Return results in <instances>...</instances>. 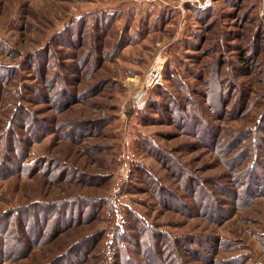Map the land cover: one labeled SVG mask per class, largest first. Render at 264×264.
I'll use <instances>...</instances> for the list:
<instances>
[{
    "label": "rangeland",
    "instance_id": "374dc122",
    "mask_svg": "<svg viewBox=\"0 0 264 264\" xmlns=\"http://www.w3.org/2000/svg\"><path fill=\"white\" fill-rule=\"evenodd\" d=\"M161 1L0 0V133L23 105L11 144L37 165L0 176V214L45 205L0 219L4 253L19 235L26 249L6 264H121L116 230L133 264H171V247L181 264H264V195L244 200L262 179L238 178L254 154L264 173V0ZM130 211L183 242L147 250Z\"/></svg>",
    "mask_w": 264,
    "mask_h": 264
},
{
    "label": "trees",
    "instance_id": "16d2710c",
    "mask_svg": "<svg viewBox=\"0 0 264 264\" xmlns=\"http://www.w3.org/2000/svg\"><path fill=\"white\" fill-rule=\"evenodd\" d=\"M162 14H164L163 11L158 12V15L156 17L161 16ZM38 57V56H37ZM39 57L44 58V55H40ZM244 56H242L243 58ZM54 80L55 81H59L60 80L62 82H64V77L62 74L59 75H55L54 73ZM2 75H0V82L3 80L2 79ZM1 89V87H0ZM61 95L64 94L65 91H63V88H61ZM176 105V103H175ZM195 104L192 105L191 109L195 110ZM196 111V110H195ZM25 117V119H31V116L29 114V112L26 110V108H24L23 105H19L12 113V116L9 119V122L7 123V126L5 127V130L2 131V133H0V176L1 177H6L11 175L14 172H19V173H29L30 171H33L34 169L37 168V165H33V162H30L27 158V154L23 155V145L21 148V144L18 146L17 144L12 147L13 144H11L12 139H15V141L17 140V142H20V139L18 138L19 134L17 133L16 129H15V121L19 118V117ZM34 120V119H32ZM31 121V120H30ZM200 125L202 126L203 122H199ZM198 123V124H199ZM206 131H204V129L200 130L199 133H201V135L204 136V133ZM251 133H253V141L259 142L262 144V146H264V140H263V134L264 133V126L260 125V126H256L254 128L251 129ZM38 132H33V137L37 136ZM242 138V137H241ZM23 142V140H22ZM13 148V149H12ZM243 148H241L240 150L242 151ZM244 150V149H243ZM5 152L7 154H5ZM258 153V152H257ZM235 156V155H234ZM239 156H236V158H238ZM261 154H254L252 156V158H250V165L249 167L245 168V170H241L240 174L238 175V178L241 179L243 182L246 179H248L249 177L251 178L252 175H257L259 178L262 179V187L259 190L256 191H251V188H247L245 189L244 193H247L246 198L244 199L245 201L249 200L251 201V198L255 197L254 195H264V173H260V171L258 170V168H260V162L262 163V158H261ZM243 160V158H241ZM35 162V161H34ZM46 160H43V163H45ZM241 162V161H240ZM239 162V163H240ZM15 164V167L17 169H13L12 167H8L7 164ZM41 164V163H40ZM259 171V172H258ZM186 173V171H185ZM188 178V177H187ZM247 186V184H246ZM205 190V189H204ZM206 192V191H205ZM209 193V192H208ZM207 193V194H208ZM93 200L89 201V204L92 202ZM108 200H105V202H103L102 207H104V205H107ZM64 204V202H63ZM66 204V203H65ZM45 205L42 204L41 202H35V203H31L30 206H24L23 207H16L13 208L11 211H4L3 213L0 214V219H7V220H11V219H17L19 217L20 214L22 213H26V211H32L35 208H43ZM130 216L131 219L137 223V227L144 233V237L147 239V245H149L147 250H150L151 247L150 246L152 242V239H157L155 236H160V239L162 241H165V243H169V244H174L175 242H183V239L178 238V237H170L168 235H165L164 233H162L161 231L155 232L153 229V226L151 224H149L143 217H141L139 214H137L136 212L130 211ZM128 213V214H129ZM18 216V217H17ZM7 222V221H6ZM129 224H126L125 228H129ZM124 231H120L118 232L117 230L114 231L113 233V237L111 239V247H113L114 252L112 254V257L114 258V256H117L120 258V261H122L121 264H133L132 258L129 256V247L127 246L128 242L130 241L129 236L127 239L126 235L123 233ZM153 234L155 236H153ZM129 235V234H128ZM20 236V235H19ZM17 237L14 240V247H12V249H9L8 251H6L7 253H4V247H3V236L0 237V264H6L7 261H12L13 258H17V257H21L23 252H26L24 249V247H22V240L20 238L22 237ZM165 236V237H164ZM8 240V239H7ZM158 241V239H157ZM125 243V244H124ZM164 243V242H163ZM170 253H171V264H181V260L178 256V253L176 251V249L174 247L170 248ZM158 259V258H156ZM155 259V262H156ZM159 260V259H158ZM157 260V261H158ZM68 264H72L69 261H67Z\"/></svg>",
    "mask_w": 264,
    "mask_h": 264
},
{
    "label": "built area",
    "instance_id": "2783aa9c",
    "mask_svg": "<svg viewBox=\"0 0 264 264\" xmlns=\"http://www.w3.org/2000/svg\"><path fill=\"white\" fill-rule=\"evenodd\" d=\"M193 3V1L198 2V5L202 7H207L210 5V0H204L200 3L198 0H189ZM131 2L138 6H154L161 3V0H131ZM195 3V2H194ZM162 81V63L159 61H154L153 64L150 66L146 79H145V88L152 87L153 85L160 83Z\"/></svg>",
    "mask_w": 264,
    "mask_h": 264
}]
</instances>
